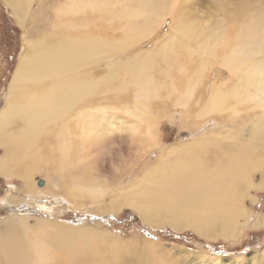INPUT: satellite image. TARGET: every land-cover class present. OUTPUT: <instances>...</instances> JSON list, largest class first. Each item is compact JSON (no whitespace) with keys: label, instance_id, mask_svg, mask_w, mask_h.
<instances>
[{"label":"bare ground","instance_id":"6f19581e","mask_svg":"<svg viewBox=\"0 0 264 264\" xmlns=\"http://www.w3.org/2000/svg\"><path fill=\"white\" fill-rule=\"evenodd\" d=\"M34 1L4 0L20 25L30 19L28 10ZM176 3L64 0L55 7L54 19L38 26L35 37H24V50L0 109V174L21 178L23 193L29 195L36 193L33 175L49 166L58 181L53 183L55 192L69 200L83 204L82 200L94 203L96 199L94 209L105 208L111 213L129 207L149 225L191 229L210 239L229 238L241 220L246 223L250 217L245 201L250 197L248 190L264 189L262 181L254 186L251 180L252 172L264 162V0L257 9L248 3L236 8L224 26L221 21L211 26L212 21L182 17L176 13ZM87 9L100 16L115 11L126 21L123 40L109 43L83 34L78 20ZM167 13L173 17L170 35L151 48L113 58L137 43ZM212 58L221 61L232 81L211 84L208 94L199 98L202 106L196 120L222 112L233 115L239 104H252L260 108V113L252 122L249 137L238 143L223 139L214 142L207 136L174 145L163 143L148 101L162 91L165 78L178 72L186 76L191 62L198 60L197 79ZM99 61H105L107 70L101 74L89 72L86 66ZM191 85L188 83L178 100L187 99ZM127 87L136 94L135 113L138 120L146 122L150 144L157 146L158 155L140 168L139 177L131 175L137 178L127 186L128 194L120 192L107 198V182L80 166L75 141L88 139L90 134L95 143L103 138L95 133V113L86 106L101 92ZM169 87L167 96L171 97L178 86L171 82ZM144 147L145 152L150 146ZM71 172L76 175L70 176ZM28 218L13 214L4 221L0 264H33L36 260L37 264H51L56 253L68 255L70 264H86V259L91 261L99 254L95 239L119 251L124 246L98 224L75 227L37 218L30 224ZM254 220L260 223L264 217ZM141 242L149 254L157 248L175 252L145 239ZM136 256L143 260L145 255L140 252Z\"/></svg>","mask_w":264,"mask_h":264},{"label":"rangeland","instance_id":"374dc122","mask_svg":"<svg viewBox=\"0 0 264 264\" xmlns=\"http://www.w3.org/2000/svg\"><path fill=\"white\" fill-rule=\"evenodd\" d=\"M62 1L64 0H35L28 10L27 17L30 15V19L20 25L10 6L4 0H0V109L4 105L13 70L24 50L23 38L35 37L38 26L51 22L54 19L55 7ZM261 1L177 0L175 10L182 17L198 19L201 22L212 21L211 26L221 21L224 26L229 24V17L236 8L248 3L252 9H257ZM170 13L164 14L158 24L153 26L150 32L143 34L137 43L121 54L114 55L113 58L129 56L137 50L151 48L170 35L173 32V17ZM78 21V25L83 27V34L90 33L109 43L123 40L126 21L117 17L115 11L110 15L100 16L99 12L87 9L86 13L79 16ZM197 64L198 60L191 62V68L189 67L186 76L178 72L171 78H165L161 89L163 93L160 92L155 99L148 101V109L152 114L154 127L158 130L157 135L160 140L171 145L191 141L200 136H207L214 142H219L220 139L236 143L246 140L250 135L252 122L260 113V108L252 104H239L238 112L233 115L222 112L196 120L195 114L202 106L199 98L208 94L211 84H229L232 81L230 73L216 58L206 63L200 77L196 79V70H199L196 68ZM86 68L95 74H101L107 70L105 61L90 64ZM171 82L178 88L171 97H168L167 90ZM188 83L192 84V88L187 99L178 100V98L181 99V93L185 87H188ZM135 98L136 94H133L129 87L122 91L111 90L96 95L86 107L95 113L93 115L95 133L105 137L103 136L99 142L95 143L93 135L90 134L88 139L78 138L75 141L80 166L89 175L107 182L109 190V193L105 195L107 198L111 195L118 196L120 192L123 193H120L121 195L128 194L130 188L127 186L140 176L138 174L140 168L152 163L158 155L157 146L150 144L151 136L147 133L146 122L138 120V115L135 113L133 105ZM140 138L141 141H139ZM144 146L151 148L144 152ZM0 154H2L1 150ZM72 174L76 175V172H71L70 176ZM131 175H137V177L134 179ZM251 177L254 186L261 185V181L264 183V162L260 169L252 172ZM48 178L50 182L47 181ZM53 178L55 176L50 172L49 166L42 167L32 178L36 193L28 195L23 193L24 185L21 178L0 174L1 234L4 233L3 223L6 218L13 214H20L27 215L30 224H33L36 218L56 220L75 227L85 225L92 227L98 224L110 231L124 245L119 251L107 242L95 239L93 243L98 247L99 254L91 261L86 259V264L122 262L126 264H215L216 261H218L217 264L219 262L220 264H264L262 259L264 220L260 223L254 220L256 216L264 217V189L262 188L248 190L250 197L245 201L246 208L250 210V217L246 223L241 220V224L229 238L210 239L191 229L178 230L168 225H149L129 207H123L118 213H111L105 208L94 209L96 199L93 200L94 203L82 200L83 204L69 200L62 193L55 192L56 187L53 183L58 181ZM66 182L69 183L68 178ZM45 186L48 187L47 190ZM252 197H254L253 201L250 200ZM144 239L175 252L172 254L157 248L149 254L145 244L141 242ZM62 242L66 243V241ZM140 252L145 255L143 260L136 256ZM37 262L36 260L33 264ZM51 264H70L69 256L56 253Z\"/></svg>","mask_w":264,"mask_h":264}]
</instances>
